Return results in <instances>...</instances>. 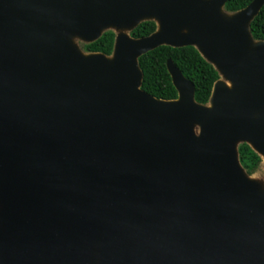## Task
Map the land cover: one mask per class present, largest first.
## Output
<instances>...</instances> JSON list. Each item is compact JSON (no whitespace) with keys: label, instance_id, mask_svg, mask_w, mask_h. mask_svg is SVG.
I'll return each mask as SVG.
<instances>
[{"label":"water","instance_id":"obj_1","mask_svg":"<svg viewBox=\"0 0 264 264\" xmlns=\"http://www.w3.org/2000/svg\"><path fill=\"white\" fill-rule=\"evenodd\" d=\"M226 0H0V264H264V5ZM112 52H82L105 29ZM194 46L221 78L207 104L140 86L138 57ZM198 127V133H195Z\"/></svg>","mask_w":264,"mask_h":264},{"label":"trees","instance_id":"obj_2","mask_svg":"<svg viewBox=\"0 0 264 264\" xmlns=\"http://www.w3.org/2000/svg\"><path fill=\"white\" fill-rule=\"evenodd\" d=\"M252 0H226L224 11L233 13L243 9ZM154 21L140 22L129 36L132 38L145 37L154 32ZM250 35L253 40H264V5L249 24ZM115 34L106 30L90 43H84V52H99L110 55L112 52ZM171 59L179 72L194 86V100L200 104H207L212 86L218 80V72L206 61L194 46L171 47L161 45L138 57L137 66L142 73L140 88L157 99L172 100L177 97V92L166 71V61ZM238 160L246 174H252L261 162L260 156L246 143L237 146Z\"/></svg>","mask_w":264,"mask_h":264},{"label":"rangeland","instance_id":"obj_3","mask_svg":"<svg viewBox=\"0 0 264 264\" xmlns=\"http://www.w3.org/2000/svg\"><path fill=\"white\" fill-rule=\"evenodd\" d=\"M105 30H112L114 32V34H118L120 32H123L127 35L129 34L128 30H117L114 28H108ZM72 41L80 51L84 52L82 49V45L85 43L84 41L80 40L79 38H73ZM219 79L223 80L220 75H219ZM223 81H225V80H223ZM225 82L227 84H229L227 81H225ZM195 133H198V127H195ZM260 158H261V162H260L259 166L257 167V169L252 174H250V175L247 174V175L250 179L256 181L258 183L261 191L264 192V158L261 156H260Z\"/></svg>","mask_w":264,"mask_h":264}]
</instances>
